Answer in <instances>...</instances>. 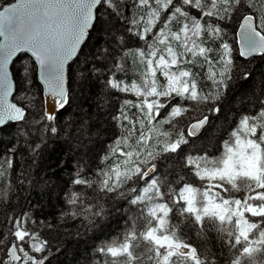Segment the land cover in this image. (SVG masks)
Segmentation results:
<instances>
[{
  "label": "snow or ice",
  "instance_id": "6c2138e0",
  "mask_svg": "<svg viewBox=\"0 0 264 264\" xmlns=\"http://www.w3.org/2000/svg\"><path fill=\"white\" fill-rule=\"evenodd\" d=\"M250 7L246 0H212L211 4L155 0V5L153 0H121L120 4L114 0H14L0 10V133L14 127L18 139L37 123V115L47 131L59 134V113L37 112L35 102L42 94L55 109H65L71 102L72 84L84 76L81 53L103 31L105 44L89 61L101 66L92 63L87 71L99 78L100 99L105 104L110 93L127 95L111 116L121 135L115 136L111 151L102 158L107 163L109 156L119 153L123 171L113 163L111 172L101 170L104 179L99 184L108 193L119 190L118 195L139 214L129 217L132 226L121 243L94 249L103 257L102 264H219L214 253L202 251L181 235L182 229L169 215L174 209L181 222L191 218V223L201 225L198 234L206 222L214 225L221 246L231 253L224 264H243L244 257L248 264H256L254 254H264V93L257 98L256 114L240 115L232 122L235 127L229 124L225 129L226 138L215 148L217 155L184 154L192 138L207 126L209 115L221 114L229 84L240 77L248 79V65L256 57L264 60V12L257 17L248 11ZM141 8L147 9L146 17L133 11ZM125 9L131 14L125 15ZM192 9H197L195 15ZM14 17L27 18L29 27L5 35L4 25ZM116 21L126 27L118 29ZM133 38L138 46L128 47ZM174 41L178 42L175 47ZM25 56L34 72L14 90L12 65ZM129 56L138 59L142 68L139 83L118 77L125 72ZM193 64L202 74L191 71L188 66ZM185 116L189 122L183 124ZM137 124L140 131L133 145L129 138ZM40 147L29 146L28 151L35 156ZM165 156L177 161L172 179L156 174L157 161ZM12 163L7 156L0 162V176ZM77 164L65 199L69 206H80L71 213L73 217L86 218L92 205L85 207L75 186L92 187L93 181L81 178ZM185 170L205 186L194 188L182 174ZM92 214L100 215L95 210ZM22 215L23 221L19 216L10 218L15 223L0 240V264H47L51 252L39 231L45 221L38 222L29 211ZM65 215L61 212L62 218ZM138 219L143 226L137 231Z\"/></svg>",
  "mask_w": 264,
  "mask_h": 264
},
{
  "label": "trees",
  "instance_id": "16d2710c",
  "mask_svg": "<svg viewBox=\"0 0 264 264\" xmlns=\"http://www.w3.org/2000/svg\"><path fill=\"white\" fill-rule=\"evenodd\" d=\"M10 1L12 0H0V8ZM128 2L130 3V0ZM207 2L211 4L212 0H207ZM114 3L120 4L121 0H114ZM247 3L251 4L248 11L255 13L257 17L264 12V0H246ZM153 5H155V0H153ZM133 11L138 16L146 17L148 15L146 8ZM192 13L195 15L197 9H192ZM130 14L125 9V15ZM116 27L119 29L126 25L116 21ZM177 43L174 41L173 46L175 47ZM104 44L103 31H99L93 39H90L89 44L81 53V61L84 59L83 64H85L81 67V71L83 70L84 73L83 88L76 102L74 88L70 93L71 102L66 105L63 111L58 112L56 120L59 128L58 135L53 136L50 131L45 129V124L39 123V115L35 117L37 123L27 130L24 137L18 139L14 127L0 133V162L6 156L13 158L11 167L5 166L3 175L0 176V240L6 238L5 232L12 223H15V220L10 218L19 216L23 221L24 211L34 213L38 222L41 219L45 221L43 228L39 231L42 238L47 239L51 252V255L46 257L47 264H98V261L102 264L103 257L94 254V249L101 244L118 245L121 243L125 230L132 226L129 217L139 214V209L129 206L127 201L118 195L119 190L108 193L102 191L99 184V180L104 179L100 175L101 170L111 172L113 163L118 165L120 171H123L124 164L121 159H118L119 153L116 156H109L107 163L102 158L111 151L109 146L114 144L115 136L121 135V131L113 127L111 116L119 107L122 96L127 95L110 93L105 98L107 101L105 104V101L100 99L99 78L87 71L92 63L98 67L101 66L98 61L92 60L91 63L89 61L97 55L98 47H103ZM138 44L139 42L135 38L127 42V46L132 48ZM86 50L87 52H85ZM22 65L24 67H21ZM188 67L191 71L202 74L196 65ZM25 69H31V71ZM248 69L251 73L248 79L240 77L229 84L227 94L221 103V114L219 116L209 115L207 126L197 137L192 138V143L185 149V155L193 157L206 154L217 155L215 152L217 142L222 137L226 138L224 133L229 124L235 127L232 122L238 121L240 115H254L259 111L257 98L261 96V93H264V60L256 57L248 65ZM141 71L139 60L129 56L126 58L125 72L118 73V77L126 79L129 84L133 80L139 83ZM33 72L34 68L30 65L27 56L13 64L12 75L14 76L15 90L19 89L25 83L26 78L32 76ZM234 75L238 74L234 73ZM159 79L163 81L162 77ZM79 83L81 84L80 79ZM202 83L207 86L209 81H202ZM36 86L39 87L38 84ZM128 98L135 99L134 96H128ZM176 99L179 101L178 97ZM23 102L28 103L27 99H24ZM35 103L36 111L42 113L41 96ZM129 111L134 112L135 109L130 108ZM196 114L198 113L189 115ZM205 114H208L206 110ZM187 122H189V116L183 117L181 123L186 124ZM139 131L140 128L137 124L129 138L131 144H135ZM42 136L44 137L43 141ZM36 144H41V147L38 155L34 156L28 151V148L29 146L34 147ZM121 144L123 145V141ZM14 148L17 149L15 152H13ZM77 162L81 169V178L93 181L92 187L88 185L75 186V191L80 193L85 207L88 204L92 205L86 218L84 215L73 217L71 213L79 211L80 206H69L65 199L66 190L72 187L69 185V178L70 176L75 178ZM177 169V161L165 156L157 161L156 174L166 175L172 179ZM182 174L194 188L205 186L187 170ZM42 175H45L50 183V187L45 192L39 191L36 187L39 177ZM241 187L243 188V185ZM93 210L99 212L100 215H93ZM61 212H65L67 215L62 218ZM169 215L171 222L182 229L181 235L192 239L202 251L214 253L219 264H224V261L230 258L231 253L221 246L219 234L212 223L206 222L203 226L204 230L198 234L201 225L191 223V218H186L181 222L178 220L175 209ZM48 224L52 225L51 228L48 227ZM142 226L143 220L138 219L135 230L138 231ZM8 239L10 242L11 237ZM0 248H3V245H0ZM62 249L68 253H63ZM142 251L143 245L137 249V254L139 255ZM253 258L256 264H261L257 260H264V254L257 252ZM246 260L248 258L244 257L243 262Z\"/></svg>",
  "mask_w": 264,
  "mask_h": 264
},
{
  "label": "water",
  "instance_id": "95a60500",
  "mask_svg": "<svg viewBox=\"0 0 264 264\" xmlns=\"http://www.w3.org/2000/svg\"><path fill=\"white\" fill-rule=\"evenodd\" d=\"M13 2H14V0H12V1L8 2V3H5L4 5H2L0 10H2L5 7V5L13 3ZM10 11H12V10H10ZM28 27H29V21L27 20V18L21 19L20 17H14L13 20L11 21V23H8V22L5 23L4 32H5V35H9V34H11L13 32H19L22 29L26 31ZM2 38L3 37H0V39H2ZM14 90H15V84H14ZM41 101H42L43 111L45 109H50L52 113H58L59 111H61V110L55 109L54 106L51 104L50 99L46 98V97H43L42 94H41ZM200 133H201V131L197 133V136Z\"/></svg>",
  "mask_w": 264,
  "mask_h": 264
},
{
  "label": "rangeland",
  "instance_id": "374dc122",
  "mask_svg": "<svg viewBox=\"0 0 264 264\" xmlns=\"http://www.w3.org/2000/svg\"><path fill=\"white\" fill-rule=\"evenodd\" d=\"M99 32V31H98ZM88 48V47H87ZM85 52H87V50L85 51ZM83 60L84 59H82V61H81V67L84 65L83 64ZM74 68H76V66L74 65L73 66ZM82 72H83V70H82ZM83 79V78H82ZM82 79H80V81H81V84L79 83V80H76V82H74L73 84H72V91L71 92H73V89L75 88V102L77 101V99L79 98V96H80V94H81V89L83 88V86H82ZM45 179V180H44ZM36 187H37V189L39 190V191H43V192H45L47 189H48V187H50V183L47 181V179H46V177H45V175H42L41 177H39V183L36 185ZM62 252L63 253H68V252H65L63 249H62ZM246 262H247V264H248V260H246ZM246 262H243V264H246ZM257 262H259V263H261V264H264L263 262H264V260H257Z\"/></svg>",
  "mask_w": 264,
  "mask_h": 264
}]
</instances>
